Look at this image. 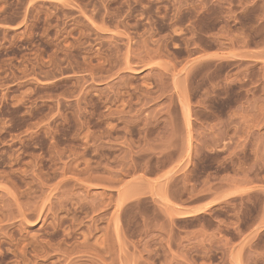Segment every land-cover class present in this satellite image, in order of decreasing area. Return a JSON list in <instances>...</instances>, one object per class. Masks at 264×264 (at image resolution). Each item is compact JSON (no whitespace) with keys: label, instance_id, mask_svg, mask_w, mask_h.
I'll use <instances>...</instances> for the list:
<instances>
[{"label":"rangeland","instance_id":"374dc122","mask_svg":"<svg viewBox=\"0 0 264 264\" xmlns=\"http://www.w3.org/2000/svg\"><path fill=\"white\" fill-rule=\"evenodd\" d=\"M0 264H264V0H0Z\"/></svg>","mask_w":264,"mask_h":264},{"label":"crops","instance_id":"0c3cea01","mask_svg":"<svg viewBox=\"0 0 264 264\" xmlns=\"http://www.w3.org/2000/svg\"><path fill=\"white\" fill-rule=\"evenodd\" d=\"M203 207V205H193L191 207H188V209L192 210V211H199L201 208Z\"/></svg>","mask_w":264,"mask_h":264}]
</instances>
